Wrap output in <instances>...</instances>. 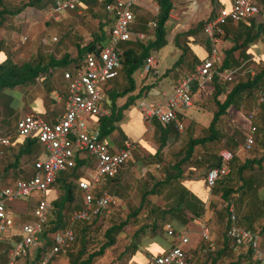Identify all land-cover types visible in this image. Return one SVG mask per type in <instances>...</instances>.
<instances>
[{
    "label": "built area",
    "instance_id": "obj_1",
    "mask_svg": "<svg viewBox=\"0 0 264 264\" xmlns=\"http://www.w3.org/2000/svg\"><path fill=\"white\" fill-rule=\"evenodd\" d=\"M102 4L110 20L107 41L98 51L87 52L78 67L62 70L65 83L64 111L54 122H47L33 113L24 114L16 123L12 134L0 136V147L11 145L14 135L33 138L40 146L29 168L27 178L17 179L11 184L0 185V234L4 235L15 227V217L11 206L22 197L33 198L32 216L34 219L23 223L18 240L8 250L5 264H16L19 259L30 257L40 246L39 234L48 221L53 208L45 194L52 189L60 173L69 172L78 161L91 166L82 167L84 175L77 179L76 185L82 191L81 208L70 213V225L51 234L52 247L35 264H48L52 257L66 250L74 241L73 226L78 221H89L106 211L114 199L104 189H100L107 179L115 177L121 167L131 158L134 144L124 142V148L112 152L106 146L98 129L97 119L107 115L104 108L106 84L118 77L121 69L123 49L121 44L132 40H143L144 35L133 31L135 8L157 12L155 0H96ZM228 7L219 6L213 19L206 22L203 31L209 39L207 56L189 73L180 75L170 92H160L159 101L149 103L145 99L138 102L144 121L156 120L162 125H172L178 132L184 131L183 111L192 104V84L198 87L211 81L214 73L226 82L234 81L237 69L219 71L223 56L218 47V36L223 33L222 26L228 22L238 23L264 16V0H228ZM80 0H54L45 12L46 19L57 21L62 14L75 10ZM154 28V22L149 23ZM29 33L22 36L24 43ZM57 38L41 37L40 44L48 45ZM155 53L149 55L143 72L158 76ZM39 78V77H38ZM37 79V78H36ZM264 105V92L259 97ZM256 112L246 113L250 128L244 135L243 148L249 151L255 144L256 127L253 125ZM13 135V136H12ZM220 165L208 169L204 175V186L213 189L216 182L227 176L233 153H219ZM99 195L96 196L95 193ZM199 236L204 241L212 239L207 224L198 223ZM166 234L172 238L171 246L163 253L151 256L147 264H194L188 253L190 233L187 230L175 231L169 224L164 226ZM226 235L232 249L236 252L251 251L254 264H264V249L257 231L237 225V216L232 207L229 211Z\"/></svg>",
    "mask_w": 264,
    "mask_h": 264
},
{
    "label": "crops",
    "instance_id": "obj_2",
    "mask_svg": "<svg viewBox=\"0 0 264 264\" xmlns=\"http://www.w3.org/2000/svg\"><path fill=\"white\" fill-rule=\"evenodd\" d=\"M202 1L205 2V0ZM215 1L217 4L216 8L211 4L210 0H206L205 8L199 9L200 4L198 3V0H174L173 9L170 12V17L166 24L167 29H170V31H167V34L171 33L172 36L177 35V31L188 26L187 24L191 23L195 13L199 10L202 16H205L204 18L208 20L215 15V12L220 5L223 7H228L229 5L228 0ZM83 5L84 4H81L80 7ZM23 12L24 11L16 16H24L22 15ZM18 24L19 23H14L15 26ZM30 31L31 30H28L27 33L30 34ZM188 38L190 43L194 41L191 36ZM166 40V45L159 51L172 48L174 56L177 57V61L181 55V51H179L177 47H173L172 40L169 41L167 36ZM207 41L206 46H201L199 44L194 46L190 45L191 49L186 52L197 55L201 62V60L204 59L208 53V37ZM228 48H230V46L224 47V52ZM193 50H196L198 53H194ZM12 51L13 49L10 50V53ZM33 54L39 56L41 53L34 51ZM156 56L157 55H155V57ZM222 56L224 57L223 52ZM11 58L13 60V53L11 54ZM155 59L157 67L158 60L157 58ZM249 59H252V56ZM14 63L17 62L14 61ZM173 67H175L174 63L172 67L167 68L164 71L166 75H164V73H160L157 67L158 76L156 77L152 74H145L142 68L133 74L135 87L133 92L128 95H136L140 90L141 95L134 101L133 104L129 105L127 109L122 111V119L118 122L117 129L104 139L106 146L112 152H117L123 149L125 141H130L134 144L130 160H128L121 167L119 173L114 179L107 180V184L109 183L110 185H114L111 189V193H108L114 199L113 204L109 206V208H112L113 210L114 208H118V206H122L123 208V206L130 204L133 205L131 210H136L139 207L144 187L148 185L151 187L155 181H161L164 179L168 167H171V165L177 161V157L182 152L186 140L190 136L195 138L203 135L204 129H206L211 120V116L216 110L214 107L210 118L206 120V108H203L200 101L202 95H205L206 98V87L213 89V86L209 83L198 87L195 83H193L192 85H195V89L192 88V105L183 111L185 125L184 131L180 133L176 131L172 125H168L165 127L163 137L161 138L162 135L155 127V123L159 124V122L155 119L150 123L144 121L138 108V102L145 99L149 103H154L155 101H159L160 92H170L176 79L183 74L176 68L174 70H170ZM240 67H242V63L238 68ZM124 86L125 80L122 78L121 73H119L117 78L106 84L107 89L115 91L122 89ZM9 92H12V95L8 96L9 99L6 111L9 119L8 123L12 126L15 125V122L19 118L28 113H33L40 117L39 113H37L40 112L44 115V120L47 122H54L63 114L65 105V83L62 79V69L60 68L53 71L49 70L48 75H40L39 78H37L30 86H18L11 89ZM223 96L224 95L222 94L221 97ZM219 100L222 101V99ZM125 102L126 96L118 98L115 101V107H121ZM12 104H15V106L24 105L27 110L24 113L17 112L18 108L12 109L10 107ZM109 104V97L107 96V93H105L104 108L108 112L107 115L110 112ZM252 104L254 105L252 109L256 112L253 125L259 131L256 132V138L259 141L261 139L260 131L264 129V105L260 104L259 101L253 102ZM133 106H135L134 109L130 110L128 114H126V112ZM244 108V102L238 100L234 106H230L226 112L220 116L219 120L215 124V130L218 138L217 142L212 145L213 151L217 150L218 157L219 153L222 151H230L233 153L228 175L218 180L213 189H207L204 186V176L198 177L190 173L193 169L195 170L192 164L187 165V167H182V176L177 182H174L169 187L165 186L160 188L156 194L149 195L147 197V206H144L143 210L139 211L137 214V216L142 214L145 217V223L139 222L138 225L133 228H129V226H127V228H129L128 239H122L123 231H121L116 236L115 243L111 248L120 246L119 251L121 252H119V254L125 250L124 254H126L129 248H131L132 252L130 253L129 258L131 260V264H147L151 256L161 254L171 246L172 238L169 237L164 230V226L167 224H169L175 231L187 230L191 234L192 231L190 232V225L197 226L198 223H205L210 228L213 239H217L222 232H224L228 224V216L223 217V212L227 209V202H225L221 197L222 191L224 189L235 190L241 184V177L244 179L252 178L254 182L257 178L261 177L259 176L260 169L255 163L239 175V168L246 161L259 160L264 157V149L258 141H256L252 149L249 151H245L243 148L244 135L250 128V123L246 118V113L249 110H245ZM13 117L14 121H12ZM22 140V137L13 136L10 146L0 147V176L1 172L5 171V166L13 162L14 155H16ZM159 140H165L162 147L159 146ZM203 150V148L200 149L201 152ZM22 158L18 162V168L14 171L11 168L8 170V172H11V177L6 180V183H9L11 179L13 180V178H15L14 175L17 173V170L21 168L20 165L23 164ZM85 164L86 162L81 161L82 167H86ZM260 166L261 168L264 167V159L260 162ZM24 167H28V169H30L29 165ZM128 170L141 171V175L138 177L136 182H140L142 180L143 184L137 188L138 190L137 196L135 195V200H132V186L124 182L126 173H129ZM248 170H252L254 173L250 174ZM23 172L27 174L28 171L25 170ZM1 181L2 179L0 177V182ZM262 181L264 182L263 176ZM254 184L256 185V182ZM262 188H264V185ZM141 189L143 191H141ZM74 194L78 198L82 197L81 190H76ZM157 198H159V201ZM229 198V200L233 202L229 203L227 210L228 214L231 207L234 213L236 208L239 209V215H236L237 225L244 229L259 231V226L264 224V218L260 221L255 218V221L250 225L247 224V222L245 223V220H243L242 211L244 206L250 202L249 199H245L244 201L246 203L243 205L240 200L242 199L241 194L238 192H232ZM180 203L181 205L179 206ZM123 209H125V207ZM167 209H171L169 210L170 212L156 220L155 224L157 229L154 231L150 230L147 225H150L156 217H159L160 213L166 211ZM126 210L128 214L125 218L132 212L128 211L127 208ZM260 212L261 207L259 208L256 216H260ZM181 219L184 220V222L186 221V223H183ZM142 226H146L144 227V231L134 236V232ZM124 237H126L125 234ZM65 251L66 250L58 254L60 255L59 257H57V255L54 256L55 258H51L48 264H66L68 251ZM18 261L19 262L16 264H20V259Z\"/></svg>",
    "mask_w": 264,
    "mask_h": 264
},
{
    "label": "trees",
    "instance_id": "obj_3",
    "mask_svg": "<svg viewBox=\"0 0 264 264\" xmlns=\"http://www.w3.org/2000/svg\"><path fill=\"white\" fill-rule=\"evenodd\" d=\"M54 0H27L23 2L15 9H7L3 7L2 0H0V27L4 24V20L7 16H16L20 14L26 8H35V9H43L47 5L53 3ZM87 2H92L91 5L86 4L84 0H80V5H88L93 8V5L98 3L96 0H85ZM158 10L153 19L154 28H153V37L149 39L146 43H137L136 47L139 49L138 52L132 46L131 42L128 41L126 43L121 44V48H123V57L121 59V69L119 73H121L122 78L125 80V86L118 90H111L107 89L106 86L104 87L105 93L109 97V109L110 112L107 116H102L97 119L98 129L100 131V135L104 140L108 135H110L114 130L117 129L118 122L122 119V111L127 109L129 105L133 104L135 100H137L141 95V90L136 95H128L134 90V80L133 74L143 69L144 63L146 58L158 52L161 48H163L166 43V35H167V21L170 17V12L173 9L174 0H155ZM214 2L215 0H210ZM100 4V3H99ZM78 5V6H80ZM102 5V4H101ZM103 7V6H102ZM77 8V7H76ZM75 8V9H76ZM104 11V9H103ZM105 18L102 20V23L98 25L100 34L95 35L93 39L87 42L84 45H75L76 49V57L71 58L68 53H64L60 58L56 59L54 57L49 56L46 61L44 60V56L39 54L37 56V60H28L19 63H14L11 58V53H6L4 50V42L0 39V95L3 94L6 90L14 89L18 86H26L33 84L40 75H48L49 70L53 71L57 68L62 70L65 69H74L78 67L83 59L84 55L87 52H95L103 46L107 41V25L109 26L110 20L108 15L105 13ZM214 17V16H213ZM209 18L207 21L213 19ZM249 23L238 22L243 29L245 37L239 41L237 38L238 34L232 35V45L230 48L226 49L224 52V57L222 60V64L219 68V71H225L230 69L233 65L240 62H245L249 59V53H247V48L249 45L254 44V42L258 39L261 31V27H255L253 19L249 20ZM201 23L197 24L194 29L188 30L185 33V37H192L197 28L200 26ZM232 24L228 22L226 25L229 26ZM224 26V25H223ZM223 32L227 36L229 33H234L235 31H230L229 26L228 28H223ZM232 28V27H231ZM255 31L253 32V30ZM181 34H177L174 36V45L175 47L179 48L178 38ZM58 41V40H57ZM207 37L205 39V44L207 43ZM195 44V43H194ZM206 46V45H205ZM188 47L181 49V55L179 59L174 63V66L181 63L183 60V55L186 53ZM208 54V53H207ZM43 56V57H42ZM196 58V57H195ZM71 67V68H70ZM173 67L170 70H174ZM166 75V73H164ZM119 76V75H118ZM117 78V77H116ZM211 84L213 86V100L215 104L216 110L214 111L213 115L211 116V120L208 123L206 129H204V134L198 137L190 136L182 149V152L177 157V161L168 167L167 173L161 181H155L150 187L149 185L144 187V191L140 198L139 207L136 210H133L130 215H128L123 221H120L117 224H110L104 231H103V238L104 242L98 248L97 251H87V246L89 245L88 238H90L92 227L94 222L100 218L97 216L92 218L89 221H78L75 223V226L78 224L80 229H74V240L76 238V245L74 246V251H69L67 253V263L66 264H92L94 258L99 257L104 254L107 248H110L115 243L116 236L123 231L124 227L129 226V220L133 217L137 216L140 209L146 205V199L149 195H154L160 188L169 187L174 182H177L179 178L182 176V167L186 164H194L197 167L205 165L207 166V170L218 167L220 165V158L217 155V150L213 151L212 145L217 142V134L215 130V124L219 120L220 116H222L226 110L230 106H234L238 100L242 101L246 97H251L252 99L256 97L255 93H259V95L264 92V68L254 74H247L246 77L236 83L233 86L227 87L223 86L221 83L218 82V76L214 73ZM234 82V81H232ZM192 88L195 89V85H192ZM193 90V89H192ZM111 91V92H110ZM193 92V91H192ZM223 96V100L220 101L219 97ZM5 96V95H4ZM126 102L121 107H115V101L118 98L125 97ZM8 97V96H7ZM254 121V120H253ZM168 125H162L155 123L156 129L159 130L160 134L163 137V132L165 127ZM262 129V128H260ZM256 128V132H257ZM255 132V143L258 141L256 138ZM259 132V131H258ZM261 139L258 141L260 145H262L264 149V129L260 131ZM16 136V135H15ZM18 137V136H17ZM22 143L19 145L18 151L16 155H14V160L12 163L5 166V171L10 169V166L14 167L16 164V168H18V162L23 156L32 155L38 148L40 147L37 141L33 138L22 137ZM160 141V140H159ZM165 140H161L159 146L162 147L164 145ZM203 148L204 150L201 152L200 149ZM198 151V152H197ZM264 159V157L260 158L259 160L254 161H246L242 166L239 168V175L252 166L254 163L257 164L259 169H261L260 162ZM192 164V165H193ZM19 170V169H18ZM17 170V172H19ZM206 170V171H207ZM18 174V173H17ZM84 175V170L82 169L81 162H77L76 166L71 169L69 172L60 173L52 188L56 185V189H58V197L51 201L53 212H54V219L48 220L42 228L41 233L39 234V242L40 246L36 249V255L28 264H35L38 260H40L52 247V239L51 234L58 230H63L70 225L67 224L66 214L73 209H80L81 205L78 201V197L74 194L78 189L76 185L77 179ZM117 176V175H116ZM115 176V177H116ZM110 178V179H114ZM22 179V178H19ZM220 180V179H219ZM248 183L250 186L248 193L246 195L241 194V201L245 199H249L250 202L248 204L254 205L255 202H259L256 198V188L254 186V181L252 178L244 179L241 177V184L235 189H224L221 193L222 199L227 202L226 203V211L228 210L229 203L233 202L229 200L230 194L232 192H238L240 194V190L243 189ZM10 184V183H9ZM216 185V184H215ZM215 187V186H214ZM150 188V189H149ZM96 196L99 195L98 192L95 193ZM244 198V199H243ZM77 200V201H76ZM242 203V202H241ZM181 203L179 204V206ZM247 205L244 206L242 211L243 220L245 223L251 224L255 221L253 219L249 222V215ZM258 205V204H257ZM241 207V206H240ZM180 208V207H179ZM171 209H167L166 211L159 214V217H156L152 221V223L148 226L150 230H156V220L160 217H163L165 214H168ZM239 210V209H238ZM223 212V217L229 216L228 211ZM228 218V217H227ZM183 223L184 220L181 219ZM81 223V224H80ZM228 223V221H227ZM80 224V226H79ZM50 225V231L47 232L45 229L46 226ZM144 227H140L138 230L134 232V236L138 233L144 231ZM259 231H257L262 239L261 247L264 249V224L259 226ZM227 229V227H226ZM226 229L217 239H211L210 241L206 242V252L204 253V261L201 264H221L226 259H229L228 264H254L251 258V251L249 249L242 250V251H234L230 245V240L226 235ZM248 230V229H247ZM256 231V230H251ZM156 232V231H155ZM12 247V246H11ZM10 247V248H11ZM7 249V255L8 250ZM126 251V250H125ZM123 251L121 254H124ZM53 258V257H52ZM195 264V262L193 261Z\"/></svg>",
    "mask_w": 264,
    "mask_h": 264
},
{
    "label": "rangeland",
    "instance_id": "obj_4",
    "mask_svg": "<svg viewBox=\"0 0 264 264\" xmlns=\"http://www.w3.org/2000/svg\"><path fill=\"white\" fill-rule=\"evenodd\" d=\"M27 0H2L3 7L7 9H15L23 2H26ZM86 4L91 5L92 2H87L84 0ZM198 3L200 4V8H205L206 6V0L203 2L202 0H198ZM215 3V4H214ZM211 4L216 8L217 4L216 1L211 2ZM48 8V5L44 7L43 9H29L26 8L23 10L24 16H7L4 20V24L0 27L1 32V39L4 42V50L6 53H10V50L13 49L11 54L13 53V60L17 63H21L23 61L28 60H37L36 54H33L34 51L41 53L44 56V60L51 56L56 59L60 58L64 53H68L71 58L76 57V49L75 45H84L87 42L91 41L95 35H99V27L98 25L102 23V20L105 18V11H103V7L101 4L96 3L93 5V8L88 5H83L82 7L77 6L75 10L68 11L61 16H59L57 21H54L53 19H46L45 12ZM1 11V6H0ZM134 13L136 15L135 24L133 25V31L136 33H140L144 35L143 40H132L130 41L132 46L136 49L138 52V48L136 47L137 43H146L149 39L153 37V31L149 27V23L153 21L156 11L155 9L151 11L135 8ZM202 14L200 13V10L195 13V16L191 20V23H188L184 29L177 31L178 34H181L178 38L179 42V48L178 50L181 51V49H184L187 47V50H190V45H201L205 46V39L206 34L203 31V26L206 24V18H202ZM255 27H261L260 35L258 39L254 42V44L249 45L247 48V53H249V58L252 56V59H248L245 62H240L233 65L230 69H237L236 77L234 79V82H226L222 81L218 77V82L221 83L223 86L227 87V89L234 85V83L244 79L247 74L251 73H257L261 69L264 68V16L259 17L257 19H253ZM100 22V23H99ZM250 21H245L243 23H249ZM14 23H19L17 26L14 25ZM200 24V26L197 28L195 33L193 34V42H189V38L185 37L182 33H185L188 30L194 29L197 24ZM231 26L229 28L230 31H235L234 33H229L227 36L225 32L220 34L218 36V47L220 48V52L224 54V47H229L232 45V35L238 34L237 38L239 41H241L244 37V31L241 29L240 25L237 23L229 24ZM228 25H224L223 28H228ZM108 27V25L106 26ZM31 28V29H30ZM34 28V29H33ZM30 31V34L28 36V39L21 43L20 39L22 36H25L26 33ZM167 31H170V29ZM255 29L253 30V32ZM180 32V33H179ZM176 34V33H175ZM55 36L58 41L50 43L48 45H42L40 44V38L41 37H53ZM167 38L169 41L172 40L173 47H175L173 38L171 33H168ZM195 43V44H194ZM176 48V47H175ZM123 49V48H122ZM194 53H198L196 50H193ZM155 55L158 60V69L160 73H164V71L167 68L172 67L173 63H175L176 58L173 54V49H163L159 51L158 53L155 52ZM42 56V57H43ZM196 57V58H195ZM200 62V59L197 55L193 53H185L183 55V60L181 63L175 66L176 69L180 73L187 74L191 72ZM242 63V67L238 68L239 65ZM71 68V67H70ZM247 70V71H246ZM252 75V74H251ZM211 84L212 82L209 81L206 84ZM32 85V84H30ZM26 85V86H30ZM10 90H6L3 92V94L0 95V136L4 134H12L14 130V126H12L10 123H8V114L6 111L7 103L9 97L11 96L12 92H9ZM213 89H209L206 87V98L205 95H202L200 103L202 104L203 108H206V120L210 118L211 112L214 110L215 104L213 100ZM5 95V96H4ZM255 98H249L246 97L242 101L245 104V110H252V107L254 106L252 103L259 100V93H255ZM219 99L223 100V97H219ZM252 104V106H251ZM192 105V104H191ZM12 109L18 108L17 112L24 113L27 108L24 105L21 106H15V104L10 105ZM135 106L131 107L126 114L132 109H134ZM37 112V111H36ZM39 113V116L44 119V115L42 113ZM4 117V118H3ZM47 120V119H46ZM12 121H14V117L12 118ZM16 123V122H15ZM13 136V135H12ZM15 136V135H14ZM13 138V137H12ZM40 147L38 150H36L32 155H26L22 158L23 164L20 165L21 168H19V172H17L13 178L11 179L9 183H13L19 178H27L30 175V169L28 167H24L26 165H31L33 162L35 156L40 152ZM198 152V151H197ZM193 164V163H192ZM191 164H186L184 167ZM17 164L10 168L14 171L16 169ZM19 166V164H18ZM85 166H91L88 164V162L85 164ZM195 170L191 171L190 173L194 174L195 176L202 177L205 175L207 166L205 163L201 167H197L194 165ZM129 169V168H128ZM186 169V168H185ZM28 171L27 174L23 171ZM129 171V170H128ZM250 174H253L254 171L248 170ZM256 172V171H255ZM119 173V172H118ZM160 173V172H159ZM247 173V172H246ZM11 172L2 171L1 172V179L0 185H7L9 183H6V180L11 177ZM259 178L256 179V198L259 202H255L254 205L248 204V214L249 215V222H251L253 219L257 218V220H261L264 218V188L262 186L264 185V182L262 181V176L264 177V167H262L259 171ZM141 175V171L136 170H130L129 173H126L124 182L126 184H130L132 186V200L136 199L137 196V188L139 186H142L143 181L136 182L138 177ZM6 178V179H5ZM5 179V180H4ZM108 180V179H107ZM107 180L105 181V185L102 184L100 189L107 190L108 193H111L112 187H114L113 184H107ZM147 181V180H146ZM251 185L246 183L245 187L240 190V194L246 195L248 193L249 188ZM255 186V184H254ZM142 191V189H141ZM136 195V196H135ZM36 195H33L31 197H22L17 202H14L11 206V211L14 214L15 217V227L10 230V232L1 235L0 234V264L7 263L8 257H7V249L10 248L13 244V242L17 241L21 233L19 232L20 226L28 221H32L34 217L32 216V210H33V198ZM58 197V189H56V185L54 188L50 189L46 194L45 198L46 200H52L54 198ZM154 198V197H153ZM159 201V198H157ZM77 201V200H76ZM80 205L82 204V199L79 198L78 201ZM243 205H245V201H241ZM258 204V205H257ZM145 207L147 206L144 205ZM144 206L140 209L143 210ZM125 207V209H123ZM133 205H125L118 206V208H108L106 211H104L100 218H98L92 227V232L90 235V238H88L89 245L87 246V251H97L98 248L101 246V244L104 242L103 238V231L112 223L117 224L120 221H123L125 219V216L128 214L126 208L128 211H132ZM261 207L260 216H256L258 214V210ZM74 210L69 211L68 214H66V220L67 224L70 223L69 217L70 213H72ZM111 210V211H110ZM239 210L236 208L235 214H238ZM54 219V212L52 210L51 214L48 217V220ZM145 217L140 214V216H135L131 220H129V228H133L138 225L139 222H144ZM145 223V222H144ZM81 224V223H80ZM79 224V226H80ZM189 226V225H188ZM190 244L188 246V253L191 255L192 260L195 262V264H201L204 261V253L206 252V242L202 240L199 236V227L190 225ZM44 228V227H43ZM51 226L48 225L45 227L47 232L50 231ZM74 229H80L78 227V224L73 226ZM129 228L124 227L123 228V240H127L129 236ZM210 229V228H209ZM124 234L126 237H124ZM122 240V241H123ZM121 241V240H120ZM76 238L75 240L70 244V246L66 249L65 252L74 251V246L76 245ZM123 244V242H122ZM120 246L115 248H107L103 255L96 257L93 259L92 264H131L130 253L132 252L131 248H129L128 252L126 254H119ZM36 250H33L30 257H25L20 259V264H28L36 255ZM60 254V253H59ZM58 255L57 257H59ZM56 257V258H57ZM55 258V257H54ZM67 259V258H66ZM229 259H226L221 264H228ZM19 262V261H17ZM16 262V263H17ZM67 263V261H66Z\"/></svg>",
    "mask_w": 264,
    "mask_h": 264
}]
</instances>
